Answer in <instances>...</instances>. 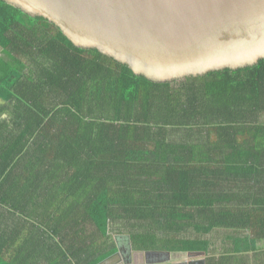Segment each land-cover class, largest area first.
<instances>
[{
	"label": "trees",
	"instance_id": "trees-1",
	"mask_svg": "<svg viewBox=\"0 0 264 264\" xmlns=\"http://www.w3.org/2000/svg\"><path fill=\"white\" fill-rule=\"evenodd\" d=\"M0 45V97L13 108L0 117V264H98L111 252L88 244L87 222L107 236L118 217L246 229L232 259L260 254L264 59L154 82L4 0Z\"/></svg>",
	"mask_w": 264,
	"mask_h": 264
},
{
	"label": "water",
	"instance_id": "water-1",
	"mask_svg": "<svg viewBox=\"0 0 264 264\" xmlns=\"http://www.w3.org/2000/svg\"><path fill=\"white\" fill-rule=\"evenodd\" d=\"M4 1L54 23L75 46L97 49L154 82L264 59V0ZM115 258L119 252L98 264Z\"/></svg>",
	"mask_w": 264,
	"mask_h": 264
},
{
	"label": "crops",
	"instance_id": "crops-1",
	"mask_svg": "<svg viewBox=\"0 0 264 264\" xmlns=\"http://www.w3.org/2000/svg\"><path fill=\"white\" fill-rule=\"evenodd\" d=\"M3 49L0 45L1 56ZM0 106V114L3 117L7 114L6 112L11 105L0 97ZM4 107L8 109L1 112ZM135 224L136 228H134ZM140 224L144 225V223H131L130 227L127 228L126 226L129 225H125V223H108L107 236L98 234L104 247L100 252H96L97 255L111 252L107 255L106 258H108L115 253H120V260L115 258L112 260L113 263L110 261L107 264H187V261L190 260L200 261L202 258L205 260V256L207 257L205 264H216L219 260L218 255L215 256L210 253L209 247L205 250L206 255L198 252L202 250L188 251L183 249V243L187 239H208L201 236L202 230L195 231L192 237H187L185 223H177L176 228L179 230H176L178 232L175 235H171V229L168 230L169 232L166 231L167 229H163L162 223H145L144 227H147V230H145L146 228L143 230L142 228L138 229ZM191 228L196 229L194 226H191ZM169 235L171 236L168 237ZM150 236H153L154 239H151ZM166 238H170L171 242H166ZM93 248L96 249L94 246ZM188 252L198 254L191 255Z\"/></svg>",
	"mask_w": 264,
	"mask_h": 264
},
{
	"label": "rangeland",
	"instance_id": "rangeland-1",
	"mask_svg": "<svg viewBox=\"0 0 264 264\" xmlns=\"http://www.w3.org/2000/svg\"><path fill=\"white\" fill-rule=\"evenodd\" d=\"M26 59H27L28 63L30 64V66L31 67L34 66V68L36 69V63H34L35 60L32 58H29V57H27ZM25 73L28 76H31V74L33 75V71L31 72L30 68L26 69ZM12 112H13V108L10 106V108L6 112L7 114L5 116H3V118H8ZM0 117H2L1 114H0ZM263 118H264V115H263ZM162 192L167 193L166 189ZM125 219L126 218H121V217L112 218V219H110V223H125L124 222ZM134 219L137 220L138 218H134ZM142 221L149 222V223H160V222L155 221L152 218L143 219ZM133 222L141 223L140 220H137V221L133 220ZM87 223H90L87 225V231H86V234L88 235V238H87L88 244L93 245L98 250L97 252H100L102 247H104L102 245V240L100 239V237H97L93 234V232L95 231V226L92 224V222H87ZM178 223H182V222L179 221ZM176 230H177L176 228L171 229L170 230L171 235H175L178 232ZM195 231H198V229H191V227L186 228L187 237L194 236ZM247 232H249V233H247ZM196 233H198V232H196ZM248 234H250V231H248L246 229H244V230L237 229L236 230V229L215 228L212 230L208 229L206 231H202L201 236L204 238H208V240L210 241V246H209L210 253H213L215 256H217V255L219 256L220 253H226L228 251H232L235 248V240L237 237H242V236L244 237V236H247ZM171 235H169L168 237H170ZM165 241L171 242L170 238H166ZM257 246L259 247V249H261L259 255L252 254L250 252H246L245 255L240 256L239 259L238 258L232 259V257H231V259H229L231 261V264H262V247H264V240H262V239L259 240ZM223 256H225V255H223ZM258 258H260V260H258ZM223 264H226V263H223Z\"/></svg>",
	"mask_w": 264,
	"mask_h": 264
},
{
	"label": "flooded vegetation",
	"instance_id": "flooded-vegetation-1",
	"mask_svg": "<svg viewBox=\"0 0 264 264\" xmlns=\"http://www.w3.org/2000/svg\"><path fill=\"white\" fill-rule=\"evenodd\" d=\"M134 221H137V220H140V222L141 223H149V222H145V221H142L143 220V218H140V219H137V220H135V219H133ZM176 223H178V222H176ZM192 229V228H191ZM212 229H215V228H211V230ZM166 231H168V230H166ZM169 232V231H168ZM199 253H203L204 255H206V252L205 251H198ZM223 255H225V256H227V255H229V256H231L232 258H234V256L236 255L235 254V252H234V250H232V251H230V252H226V253H220L219 254V256H217V258L220 260L221 258H225ZM209 256V255H208ZM205 260H207V257L205 256ZM199 264H205V262H203V263H199ZM208 264V263H207Z\"/></svg>",
	"mask_w": 264,
	"mask_h": 264
}]
</instances>
